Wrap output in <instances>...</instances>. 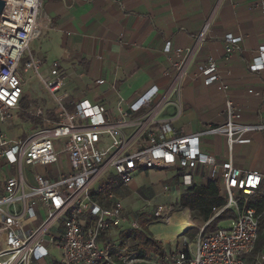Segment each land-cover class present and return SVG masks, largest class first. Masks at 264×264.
<instances>
[{
	"label": "built area",
	"instance_id": "obj_1",
	"mask_svg": "<svg viewBox=\"0 0 264 264\" xmlns=\"http://www.w3.org/2000/svg\"><path fill=\"white\" fill-rule=\"evenodd\" d=\"M6 1L0 14V264H246L259 237L263 214L257 213L252 198L264 199V172L239 168L234 149L251 144L249 135L264 132V124L240 121L243 112L215 58H207L197 73H190L212 33L213 17L205 20L192 47L169 44L164 49L174 70L168 87L152 86L127 107L120 98L114 111L88 99L72 100L61 62L49 52L33 54V43L48 30L44 0ZM256 8L264 13V0H258ZM224 39L228 62L243 39L233 34ZM23 61V73L32 74L46 105L39 101L23 107L28 85L20 73ZM248 68L253 74L264 73V45L257 48ZM199 79L206 86L219 83L225 121L185 134L173 123L183 114L185 81ZM97 84L105 81L97 79ZM248 94L261 95L253 90ZM171 106L176 115L165 117ZM27 120L36 123L31 133L24 140L14 139L11 135L18 136L20 123ZM215 136L226 142L224 162L203 150V138ZM202 166L222 187L226 200L213 209L208 223L234 211L237 216L228 226L212 235H205L203 227L193 249L160 263L130 258V247L107 240L115 229L139 230L140 225L125 215L115 188L100 183L116 177L129 186L139 172L173 170L180 186L188 190ZM164 210L159 206L156 217ZM52 249L60 257L56 259Z\"/></svg>",
	"mask_w": 264,
	"mask_h": 264
},
{
	"label": "crops",
	"instance_id": "obj_2",
	"mask_svg": "<svg viewBox=\"0 0 264 264\" xmlns=\"http://www.w3.org/2000/svg\"><path fill=\"white\" fill-rule=\"evenodd\" d=\"M257 1L44 0L43 13L48 30L33 43L32 52L35 56L49 52L61 62L72 100L88 99L115 111L120 98L125 100L124 107H127V103L152 86L168 87L174 70L164 55V49L169 44L172 48L192 47L205 20L213 17L212 33L194 59L190 73H197V67L207 58H215L231 87V96L243 112L244 122L264 124V73L253 74L248 68L257 48L264 45V13L255 9ZM227 34L243 39L228 62L224 61L227 47L224 37ZM82 74L85 76L81 78ZM97 79L104 80L105 84L96 85ZM249 90L261 95H250ZM26 96L30 95L26 93L24 99ZM31 98L34 102L30 106H37L39 101L45 105L48 103L42 91ZM183 99V114L173 125L183 129L185 134L199 133L207 125L215 126L225 121L224 98L219 83L206 86L201 79L196 83L186 80ZM175 111L171 106L164 116L174 117ZM25 123L30 126L36 124L32 120L21 122L19 132L22 133ZM251 139V144L238 146L240 151L234 152L235 164L242 170L264 172V158L260 155L264 148ZM202 142L206 153L217 156L219 162L226 160V142L223 137H205ZM218 142L222 145V152L217 150ZM151 173L172 174L163 180L167 184L159 189L161 197L171 195L165 205L159 204L165 210L156 217L159 208L156 206L152 212L153 223L149 217L140 216L149 220L148 230L154 239L162 243L165 253L163 258L151 256L147 260L160 263L166 257L187 252L189 247L193 249L197 238L191 239L186 236L187 232L189 229L201 230L209 223L193 218L190 210L182 206L180 198L187 190L180 186L177 173L173 170L139 172L129 186H122L116 177L107 178L100 185L109 183L115 188L117 199L124 205L125 215L140 225V218L133 216L125 205L126 198H122L121 194L130 191L140 198V192L143 195L145 190L154 189L155 185L138 188L136 183L137 178ZM208 174L206 167L199 168L194 185L201 186L209 181ZM179 227L180 232L174 231ZM125 228L128 229V226ZM129 234L130 231L115 229L107 236V240L114 244H126L130 247L128 256L139 258L138 246L124 239ZM256 258L257 264H264V246L260 247Z\"/></svg>",
	"mask_w": 264,
	"mask_h": 264
},
{
	"label": "trees",
	"instance_id": "obj_3",
	"mask_svg": "<svg viewBox=\"0 0 264 264\" xmlns=\"http://www.w3.org/2000/svg\"><path fill=\"white\" fill-rule=\"evenodd\" d=\"M34 100L31 96H26L23 106L29 107ZM222 187L218 182L209 180L201 186L193 185L180 198L183 207L191 212L193 218L200 219L204 222H209L213 217V209L222 207L226 204L221 196ZM252 205L257 210L258 214H263L260 220L259 237L257 245L253 252L245 257L246 264H257V254L260 247L264 246V199L262 197L252 198ZM237 214L234 211H226L222 213L216 220L210 222L204 228L205 235H212L218 231L222 222L231 221L235 219ZM149 220L140 218V229L131 230L129 236H124V239L131 241L132 244L138 246V256L141 259H149L151 256L163 258L165 256L164 248L161 242L154 239L152 233L148 230ZM201 233L198 229H189L186 236L195 239Z\"/></svg>",
	"mask_w": 264,
	"mask_h": 264
},
{
	"label": "rangeland",
	"instance_id": "obj_4",
	"mask_svg": "<svg viewBox=\"0 0 264 264\" xmlns=\"http://www.w3.org/2000/svg\"><path fill=\"white\" fill-rule=\"evenodd\" d=\"M23 67H24V61L23 64L20 68V73L28 80V85H27V90L26 93L30 96H36V95H40L41 94V89L39 88V85L36 83V81L33 80L32 78V74H24L23 73ZM121 92H123V90H121ZM241 122H244L243 119L240 120ZM23 126V130L22 133H20L18 136L12 134L11 136L14 139H22L24 140L30 133H31V128L34 127L30 126L28 123H25L22 125ZM39 127V126H37ZM251 138L254 139V141H256L257 144L261 145L262 148H264V132H259V133H252L249 135ZM221 137V136H218ZM103 145H105V147H108L109 144L108 143H104ZM226 149H227V145H226ZM217 150L222 152V145L220 144V142H218V146H217ZM240 150L238 148V146H235L234 152L238 153ZM260 155H262V158H264V149L262 150V152H260ZM172 176V174H165V173H161V174H154L151 173L149 175H145L142 178H137L136 183L138 188H141L142 186H152L155 185L154 189L151 190H145L143 195L140 192V198L137 197V194H134L132 192H128L126 191V194H121L122 198H126L125 200V205H127L128 209L130 211H132L133 216L136 217L137 219L140 218L141 214L143 216H147L151 219V223L154 222V219L152 217V212L155 210L156 206H159V204H166L167 199L171 198V195H167V196H163L161 197V193H160V188H162V186L165 184H167L166 182H163V180L165 181L167 177ZM164 178V179H163ZM139 191V190H138ZM137 191V192H138ZM139 193V192H138ZM131 197H130V196ZM127 197H129L127 199ZM149 202H151L149 204ZM137 209V210H134ZM136 211V212H134ZM228 222H222L220 224L221 227H226L228 226ZM174 231L176 232H180V227L174 229ZM53 255L54 257L57 259L58 257H60V253L56 250H53Z\"/></svg>",
	"mask_w": 264,
	"mask_h": 264
},
{
	"label": "water",
	"instance_id": "obj_5",
	"mask_svg": "<svg viewBox=\"0 0 264 264\" xmlns=\"http://www.w3.org/2000/svg\"><path fill=\"white\" fill-rule=\"evenodd\" d=\"M6 2V0H0V14L3 12Z\"/></svg>",
	"mask_w": 264,
	"mask_h": 264
},
{
	"label": "bare ground",
	"instance_id": "obj_6",
	"mask_svg": "<svg viewBox=\"0 0 264 264\" xmlns=\"http://www.w3.org/2000/svg\"><path fill=\"white\" fill-rule=\"evenodd\" d=\"M184 215V214H183Z\"/></svg>",
	"mask_w": 264,
	"mask_h": 264
}]
</instances>
